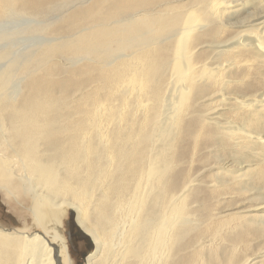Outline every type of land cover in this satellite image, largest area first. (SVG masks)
I'll use <instances>...</instances> for the list:
<instances>
[{
  "label": "bare ground",
  "instance_id": "1",
  "mask_svg": "<svg viewBox=\"0 0 264 264\" xmlns=\"http://www.w3.org/2000/svg\"><path fill=\"white\" fill-rule=\"evenodd\" d=\"M257 7L0 0L1 186L30 200L33 219L30 233L0 229V264L70 261L45 206L76 211L95 244L86 264H264V252L224 254L220 238H260L264 216L250 208L224 226V211L204 208L222 191L191 167L233 154L245 171L231 184L264 187V20L247 28Z\"/></svg>",
  "mask_w": 264,
  "mask_h": 264
},
{
  "label": "rangeland",
  "instance_id": "2",
  "mask_svg": "<svg viewBox=\"0 0 264 264\" xmlns=\"http://www.w3.org/2000/svg\"><path fill=\"white\" fill-rule=\"evenodd\" d=\"M188 1H192V0H188ZM204 1H212V0H204ZM230 1H236V0H230ZM238 1L246 2V0H238ZM256 9L252 11H254L253 14L257 13V17H254L255 20L249 23L247 25V28L250 26H254L259 21L264 20V15L263 14L261 15V11H263L264 9L262 10V8L259 9L258 7ZM252 11L249 12L248 14L239 13L238 18H235L236 20L234 19L233 21L239 22L238 19L240 18L241 19L244 17L248 18V16H250V13H252ZM258 14H260L261 16ZM14 21L23 22L25 20L16 19ZM250 21L251 20H249L248 22ZM244 28L245 27H239L236 28L235 30L241 31L244 30ZM17 47L19 48L20 46ZM248 64L249 63L241 61L238 62L237 65L240 67L241 65H243L245 67V65ZM263 91L264 90L261 88L256 94H262ZM231 97H235V96L232 95ZM251 97L249 96V98ZM216 99L218 100L217 97ZM230 106L231 104H229V107ZM221 119L223 121H226L227 119L236 121V118L226 113L224 117H221ZM234 126H239V124L235 123ZM201 153L205 155L206 150H202ZM223 155L224 156H221L220 160L217 161V165L214 164L215 162L214 159H208L207 161L206 160L203 161L202 159H200L199 161H195L191 166L194 168L195 167L199 168V170L198 169L196 170L200 174V177L198 179L204 180V182H208V183H212V182L216 183V185L218 184L216 187H218L222 191V195L213 196L212 199L210 200L208 199L212 195L206 193L207 194L206 197L208 201L206 202L204 208L208 209L209 207H211V209L213 210L212 214H214L215 216H217L219 212L224 211L223 214L227 215V217L224 219L223 225L226 227H235V226L237 227L239 225L245 224L246 219L243 220V215L247 214L246 211H248L250 208L251 209L249 211L259 210L258 213L260 214L257 213L258 214L257 217L255 216L256 219L258 217L260 218L261 216H264L263 184L259 181L252 182L250 188L246 190L242 189L241 192V189H239L240 186L231 184V180L233 177L241 175V173H243L245 169H240L242 171L241 172L235 168L237 167V165L233 161V154H230L228 156H226V154ZM222 162L226 164L227 167V169L225 168L226 170L224 168H222L221 170V167L219 168V165L221 166ZM204 166H207L205 167L206 169L204 168ZM214 175L215 177H213ZM229 176L231 177V180ZM2 177L3 176H0V229L8 232H28V233H30V231L33 232V227H32L33 219L31 212L28 209L30 206V200L27 199L23 201L22 199H19L17 196H16L17 198L16 197L14 198L1 186ZM221 177H223V179H221ZM214 178L216 180H214ZM195 185L196 187L204 186L200 182L196 183ZM209 189L213 193L215 192V190H213L214 188H209ZM18 199L21 202H19ZM249 211L248 214L254 212V211L253 212H249ZM241 220H243V222H241ZM43 222L46 229L49 228L55 229L58 232V234L63 237L67 249V255L69 256L70 259V261L68 260L66 264H86V258L92 252H94L95 244L91 239V237L87 234V232L77 222L76 211L74 209H71L70 207L67 206H63L61 208H50L48 206H45V214H44ZM226 227H224L223 229H225ZM261 237L254 238L252 236H248L247 239L244 240V242L236 243V241L230 239L228 235L221 234L220 238L225 243L223 244L225 248L223 253L226 254L229 250L232 251L233 248L236 249V252L243 255L246 254L249 256L254 255V253L264 252V236ZM220 247L217 249L218 253L220 251Z\"/></svg>",
  "mask_w": 264,
  "mask_h": 264
}]
</instances>
